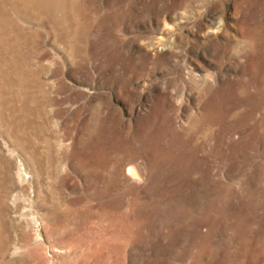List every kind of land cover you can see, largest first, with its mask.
<instances>
[{
	"label": "rangeland",
	"instance_id": "374dc122",
	"mask_svg": "<svg viewBox=\"0 0 264 264\" xmlns=\"http://www.w3.org/2000/svg\"><path fill=\"white\" fill-rule=\"evenodd\" d=\"M0 264H264V0H0Z\"/></svg>",
	"mask_w": 264,
	"mask_h": 264
},
{
	"label": "bare ground",
	"instance_id": "6f19581e",
	"mask_svg": "<svg viewBox=\"0 0 264 264\" xmlns=\"http://www.w3.org/2000/svg\"><path fill=\"white\" fill-rule=\"evenodd\" d=\"M130 170V169H129ZM133 177V176H132Z\"/></svg>",
	"mask_w": 264,
	"mask_h": 264
}]
</instances>
